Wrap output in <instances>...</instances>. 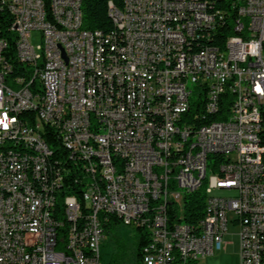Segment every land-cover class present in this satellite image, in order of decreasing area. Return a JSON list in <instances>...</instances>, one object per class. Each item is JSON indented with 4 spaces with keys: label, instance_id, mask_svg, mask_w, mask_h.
Here are the masks:
<instances>
[{
    "label": "built area",
    "instance_id": "obj_1",
    "mask_svg": "<svg viewBox=\"0 0 264 264\" xmlns=\"http://www.w3.org/2000/svg\"><path fill=\"white\" fill-rule=\"evenodd\" d=\"M77 8L0 0V264H102L111 216L145 231L140 264H199L229 222L264 264V0H109L96 35Z\"/></svg>",
    "mask_w": 264,
    "mask_h": 264
},
{
    "label": "trees",
    "instance_id": "obj_2",
    "mask_svg": "<svg viewBox=\"0 0 264 264\" xmlns=\"http://www.w3.org/2000/svg\"><path fill=\"white\" fill-rule=\"evenodd\" d=\"M109 0H81L80 10L82 17V28L87 30L99 29L109 31L112 29L111 20L107 14V2ZM115 6L121 7L123 0H110ZM203 98L192 99L189 112L195 113L201 111L203 107ZM217 119V114L213 115ZM260 145L264 148V127H261ZM264 167V151L261 155ZM204 183L194 192L185 195L183 200L182 219L183 222L193 224L197 222L203 213L204 207ZM174 211V209H172ZM171 210V211H172ZM121 222L114 216L108 218L103 224L104 238L106 244L102 242L101 246H109L107 257L103 259L100 253L102 264H140V255L143 245L147 242L146 233L141 228H134L132 239L127 240L121 236L118 226Z\"/></svg>",
    "mask_w": 264,
    "mask_h": 264
},
{
    "label": "rangeland",
    "instance_id": "obj_3",
    "mask_svg": "<svg viewBox=\"0 0 264 264\" xmlns=\"http://www.w3.org/2000/svg\"><path fill=\"white\" fill-rule=\"evenodd\" d=\"M30 42L34 46L39 44L40 34L38 31H33L31 33ZM211 194L214 196H233L235 194V190L213 189ZM237 230L238 227L229 222L227 231L224 235V241L226 242L225 247L219 250L218 252L214 253L213 255L207 256L199 260V264H239V237L237 235ZM118 231L123 238L130 240L132 239L135 230L132 226L120 224L118 226ZM104 240L103 244H106ZM109 249V246H101V253L103 259L107 257Z\"/></svg>",
    "mask_w": 264,
    "mask_h": 264
},
{
    "label": "bare ground",
    "instance_id": "obj_4",
    "mask_svg": "<svg viewBox=\"0 0 264 264\" xmlns=\"http://www.w3.org/2000/svg\"><path fill=\"white\" fill-rule=\"evenodd\" d=\"M81 0H77V17L78 19H82L81 10H80ZM87 34L96 35V29L87 30ZM191 87V79H182V89H190ZM199 148H208V140H199ZM57 184V177H49L48 178V186H55ZM185 186L186 187H194V179L193 178H185ZM181 219H182V209H181ZM184 225H192L187 222H184Z\"/></svg>",
    "mask_w": 264,
    "mask_h": 264
},
{
    "label": "crops",
    "instance_id": "obj_5",
    "mask_svg": "<svg viewBox=\"0 0 264 264\" xmlns=\"http://www.w3.org/2000/svg\"><path fill=\"white\" fill-rule=\"evenodd\" d=\"M223 239H224V236H223Z\"/></svg>",
    "mask_w": 264,
    "mask_h": 264
}]
</instances>
